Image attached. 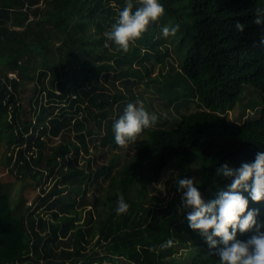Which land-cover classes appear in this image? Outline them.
Returning a JSON list of instances; mask_svg holds the SVG:
<instances>
[{"label":"trees","instance_id":"16d2710c","mask_svg":"<svg viewBox=\"0 0 264 264\" xmlns=\"http://www.w3.org/2000/svg\"><path fill=\"white\" fill-rule=\"evenodd\" d=\"M132 2L134 11L140 5ZM126 3L0 0L2 164L38 188L20 208L8 202L12 182L0 180V264H220L188 226L190 209L177 212V181L193 179L207 202L231 183L220 165L239 167L264 152V24L255 23L264 0H159L163 16L123 52L105 34ZM173 26L175 36L164 37ZM172 40L177 74L190 90L160 91L165 109L178 115L143 130L133 154L120 155L114 123L140 97L134 88L148 74L144 62H162ZM31 81L36 95L27 111L21 91ZM246 85L260 99L259 113L235 122L227 108ZM58 102L65 107L57 110ZM86 115L94 126L84 132ZM169 167L177 172L172 195H148ZM121 196L129 209L117 214ZM249 208L264 219V201L249 198ZM250 235L238 231L237 239ZM168 239L173 246L160 250Z\"/></svg>","mask_w":264,"mask_h":264},{"label":"clouds","instance_id":"9594fccd","mask_svg":"<svg viewBox=\"0 0 264 264\" xmlns=\"http://www.w3.org/2000/svg\"><path fill=\"white\" fill-rule=\"evenodd\" d=\"M138 2L140 6L133 11L132 0H127L112 30L105 34L123 52H128L130 45L147 30L149 23L158 20L165 12L159 0ZM255 23L264 24L260 9H257ZM235 27L238 31L244 30L243 24L236 23ZM177 30L178 26L164 27L162 35L175 36ZM157 120L158 117L149 114L143 106L128 104L124 114L114 123L116 144L125 147L129 142H135L142 131L154 126ZM218 173L230 178L231 183L227 190L219 191L214 199L207 202L193 179H179L177 190L182 195L177 212L190 209L186 215L188 226L206 238L210 251L219 257L220 264H264V219L258 221V208H249V198L252 202L264 201V152H258L254 162H242L239 167L224 163L218 168ZM128 209L129 204L121 196L117 214H124ZM238 231L241 235H251L246 240H240L237 239ZM213 237L220 239L217 241ZM173 243L172 239H168L160 245V250L172 247ZM218 243L222 247L217 248ZM149 251L157 250L150 248Z\"/></svg>","mask_w":264,"mask_h":264},{"label":"rangeland","instance_id":"374dc122","mask_svg":"<svg viewBox=\"0 0 264 264\" xmlns=\"http://www.w3.org/2000/svg\"><path fill=\"white\" fill-rule=\"evenodd\" d=\"M172 37L174 36H169L168 38L171 39ZM174 42L175 41L172 40L170 42L171 44L168 45V52L163 56L162 62H158L152 57L144 62V64L147 66L146 68L148 70V74L144 77L142 83L138 84L134 88V92L140 96L139 98H137L134 105H136L137 107L143 106L145 110L149 112V114H155L158 117L156 123H164L168 120H171L173 116L178 115L174 111L172 105H169V108L167 110L165 109L164 102L167 96L164 95V93L161 94L160 91L171 90L173 95V88H177L178 90H185L186 92L190 90L189 82H185V80L179 77V75L177 74L178 57L176 55V52L174 51V47H176L174 45ZM162 47V51H164L165 48L164 46ZM34 86L35 83L33 81L27 82L21 91V102L23 104V107L27 111L32 108V102L36 95V93L33 91ZM248 86L250 85H246L236 95L232 105L227 108V113L230 119L235 122H240L245 117H253L259 113L261 105L260 99L253 87L250 86L249 88H247ZM40 99L42 102H45L46 98L44 93L40 94ZM56 105L57 110L65 107L64 102H58V104ZM193 109V104L189 103L188 110ZM181 110L183 111L184 108L182 107ZM86 116V120L81 119L83 124L82 130L84 132H87V130L91 126H94V120L92 119V116ZM142 138L143 134L141 133L137 137V140L135 142H129L127 146L121 147L120 149L116 148L115 150L120 155H124L128 152L129 154H133ZM107 146L108 145H106L104 148H107ZM2 152L3 147H0V180L5 182H12L9 188L8 202L10 205L19 204L20 208H24L35 199L38 193L37 185L30 178L19 181L12 174L8 173L7 169L4 168L2 164V162L4 161ZM176 179L177 172L174 168L169 167L165 169L160 179L148 187V195L154 194L160 200H167L174 192L173 187ZM92 188V186L89 187L88 196H90ZM216 195L217 194H214L212 199H214ZM123 264L130 263L123 261Z\"/></svg>","mask_w":264,"mask_h":264},{"label":"built area","instance_id":"2783aa9c","mask_svg":"<svg viewBox=\"0 0 264 264\" xmlns=\"http://www.w3.org/2000/svg\"><path fill=\"white\" fill-rule=\"evenodd\" d=\"M9 75H10V76H12V75H13V76H15V74H14V73H9Z\"/></svg>","mask_w":264,"mask_h":264}]
</instances>
